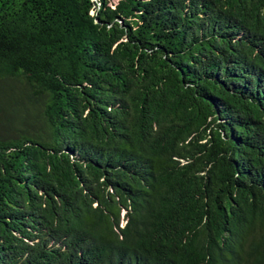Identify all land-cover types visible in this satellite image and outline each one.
Masks as SVG:
<instances>
[{
	"label": "trees",
	"instance_id": "16d2710c",
	"mask_svg": "<svg viewBox=\"0 0 264 264\" xmlns=\"http://www.w3.org/2000/svg\"><path fill=\"white\" fill-rule=\"evenodd\" d=\"M0 264H264V0H0Z\"/></svg>",
	"mask_w": 264,
	"mask_h": 264
}]
</instances>
